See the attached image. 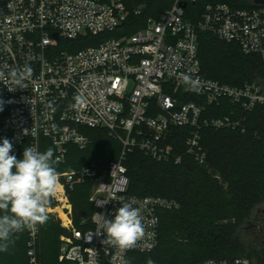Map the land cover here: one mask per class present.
I'll use <instances>...</instances> for the list:
<instances>
[{"label": "built area", "instance_id": "1", "mask_svg": "<svg viewBox=\"0 0 264 264\" xmlns=\"http://www.w3.org/2000/svg\"><path fill=\"white\" fill-rule=\"evenodd\" d=\"M160 1L161 10L152 8L149 0H0V71L8 75L25 65L34 70L23 88L10 78L0 80V142L9 139L15 150L28 141L41 152V139H47L58 164H65L70 146H91L82 128L106 129L122 145L120 158L105 167L91 164L58 173L51 198L56 207H47V213L56 214L70 233L61 238L60 264H131L129 254L152 253L159 244L160 212L178 204L130 195L126 154L139 149L156 162L180 164L183 157L171 141L175 129L187 128L191 133L186 153L204 164V128L242 131V110L264 105L260 86L232 87L210 80L203 76L198 57V34L208 32L264 61V5L235 9L209 4L201 18L191 22L186 8L198 0ZM138 24L136 32L127 33ZM114 32L123 35L74 50L59 49V39L76 42ZM182 74L198 82L196 92L208 105L219 107L227 101L235 110L222 118H204L203 105L176 97L180 88L188 89ZM77 96L84 98L80 106ZM88 180L93 183L90 202L95 212L80 221V228L74 223L70 193ZM121 201L138 208L145 225L144 237L124 252L103 242L102 230L98 234L102 216L113 219ZM21 232L28 234L30 260L37 264L40 225ZM205 264L253 263L242 258Z\"/></svg>", "mask_w": 264, "mask_h": 264}, {"label": "trees", "instance_id": "2", "mask_svg": "<svg viewBox=\"0 0 264 264\" xmlns=\"http://www.w3.org/2000/svg\"><path fill=\"white\" fill-rule=\"evenodd\" d=\"M217 3L235 9L257 7L255 0H198L187 5L186 20L197 22L207 5ZM149 4L161 10L164 3L149 0ZM139 28L138 24L127 33L133 34ZM122 35L114 32L76 42L59 39V49L74 50ZM198 42L204 77L232 87L256 84L264 91V61L259 56L246 55L238 44L221 41L208 32H199ZM176 97L182 103L203 105L204 118H222L235 110L227 101L219 107L208 105L203 96L187 88H180ZM242 114L245 116L242 131L202 130V144L207 151L204 164L186 153L185 143L191 133L187 128L175 129L171 141L183 157L180 164L156 162L139 149L126 154L123 163L130 195L161 197L178 204L176 209L160 212L158 247L149 254H129V263L147 264L151 259L155 264H205L209 260L247 258L253 264H264V105L252 111L242 110ZM82 131L91 139V146L86 150L70 146L65 164L55 161L51 142L41 139V152L54 150L58 173L91 164L102 168L120 158L122 145L108 130L82 128ZM26 147L28 141L11 154L22 159ZM92 187V181L88 180L76 185L70 193L74 223L80 228V221L95 212L90 202ZM48 207L55 208L56 203L50 200ZM48 215L49 220L40 225L37 264H60L61 238L70 233L53 214ZM252 227L259 231L257 240L245 237ZM12 240L8 250L0 252V264H30L28 234L15 233Z\"/></svg>", "mask_w": 264, "mask_h": 264}, {"label": "clouds", "instance_id": "3", "mask_svg": "<svg viewBox=\"0 0 264 264\" xmlns=\"http://www.w3.org/2000/svg\"><path fill=\"white\" fill-rule=\"evenodd\" d=\"M33 69L25 65L22 69H13L8 75L0 71V80L26 87L24 81L31 77ZM189 91H199L198 82L189 75L182 74ZM15 88H9L13 91ZM76 106L84 103L82 96H77ZM3 101H0L2 111ZM34 132L35 130L32 129ZM27 135V131L25 132ZM13 145L7 138L0 142V252H6L15 233L25 228L43 225L49 220L47 207L56 194L59 174L55 165L54 150L43 152L35 147H26L23 158L11 154ZM113 219L104 216L99 225L106 233V242L120 252L133 249L145 235V225L140 210L129 201H121ZM147 264H155L151 259Z\"/></svg>", "mask_w": 264, "mask_h": 264}, {"label": "rangeland", "instance_id": "4", "mask_svg": "<svg viewBox=\"0 0 264 264\" xmlns=\"http://www.w3.org/2000/svg\"><path fill=\"white\" fill-rule=\"evenodd\" d=\"M50 214H52V213H50ZM54 215V217H55V219L56 220H58V221H60L61 222V220L57 217V215L56 214H53ZM261 236H263V235H261ZM245 237H246V239L247 240H257L258 239V237H259V231L257 232V230H256V228H250L248 231H247V233H246V235H245ZM61 243H62V240H61ZM61 248H62V244H61ZM30 257V256H29ZM37 262L36 263H38V260H39V255L37 254ZM29 263L30 264H34L33 262H31V260L29 259ZM40 261V260H39Z\"/></svg>", "mask_w": 264, "mask_h": 264}, {"label": "water", "instance_id": "5", "mask_svg": "<svg viewBox=\"0 0 264 264\" xmlns=\"http://www.w3.org/2000/svg\"><path fill=\"white\" fill-rule=\"evenodd\" d=\"M256 5H264V0H255Z\"/></svg>", "mask_w": 264, "mask_h": 264}]
</instances>
